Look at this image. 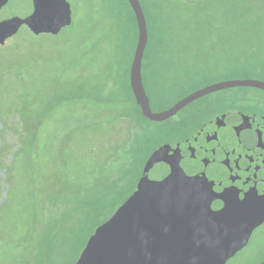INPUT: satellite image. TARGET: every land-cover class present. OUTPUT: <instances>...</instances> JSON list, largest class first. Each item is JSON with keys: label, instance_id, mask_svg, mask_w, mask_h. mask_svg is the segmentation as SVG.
Masks as SVG:
<instances>
[{"label": "rangeland", "instance_id": "rangeland-1", "mask_svg": "<svg viewBox=\"0 0 264 264\" xmlns=\"http://www.w3.org/2000/svg\"><path fill=\"white\" fill-rule=\"evenodd\" d=\"M67 1L71 7V24L55 35L36 36L21 25L23 17L34 12V0L16 2L10 19H0V35L9 36L4 41L8 43L0 49V117L19 114L24 121L22 135L25 138L21 152L15 155L11 199L0 207V264H10L7 261L10 258L15 264H23L20 262L33 252L50 262V257L57 254L56 264H71L86 236L129 194L141 160L164 137L157 134L164 126L150 123L137 114L125 90L120 96L127 104L124 103L120 112L131 116L129 124L136 121L149 131V138L145 136L140 144V147L144 143L147 146L138 154L137 163L133 154L126 155L122 151L114 159L125 155L124 159L131 162V170L110 179L106 172L100 171L105 170L108 161L114 160L112 156L121 146L112 145L102 150L92 144L96 140L90 142L85 135L76 136L67 143L63 153L66 168L75 175L71 199L65 202L70 214L55 221L57 231H31L34 222L44 218L42 210L34 203V187L41 180L32 167L38 166L42 158L44 170L50 169L51 146L58 128L69 116L81 113L84 108L77 100L61 102L62 98L69 93L87 97L89 90L98 89L114 68V59L119 60L114 69L128 68L127 47L131 46L134 27L125 0ZM193 1L194 4H187L185 0H163L164 10L156 25L148 24L144 70L154 73L150 81L158 83L161 90H168L174 84L187 81L198 69L208 70L206 81L222 79L229 75V66L236 59L247 61L253 73H264V0H214L216 4L203 10L205 0ZM112 42L116 44L115 51L110 49ZM182 87L194 88L188 84ZM236 90L219 94L208 111L196 116L194 124L225 110L227 106L222 102ZM177 94L179 92H173L164 104ZM253 96L264 97V92L253 89ZM55 102L60 104L52 107ZM195 107L181 115L190 119ZM40 120H43L41 127ZM188 128L185 124L177 135ZM263 259L264 223L226 264H258Z\"/></svg>", "mask_w": 264, "mask_h": 264}, {"label": "flooded vegetation", "instance_id": "flooded-vegetation-1", "mask_svg": "<svg viewBox=\"0 0 264 264\" xmlns=\"http://www.w3.org/2000/svg\"><path fill=\"white\" fill-rule=\"evenodd\" d=\"M185 2L189 4L191 0H185ZM6 43H8V40L0 44V49ZM148 44L149 36L141 61V79L150 109L154 113L165 111L193 91L218 81L230 79H258L264 81L263 71L247 77L228 78L225 76L222 79L215 78L206 81L205 76L208 70L198 69L195 73L189 75L187 81L179 83L180 86L174 84V87L168 90H161L158 83L150 81L154 73H146L144 70L147 60L145 51ZM135 46L136 42L130 53L131 57L127 63V69L121 71L114 69L117 68L116 63L119 60L113 58L114 68L109 70V76L98 89L89 90L87 97L81 96L82 94L77 95L74 93L72 95L69 93L68 96L62 98L61 102L73 99L79 101L84 107L81 108L83 111L69 116L64 125L58 128L51 146L50 169L47 172L44 170L45 161L42 158H40L38 166L34 165L32 167V171L37 173L41 180L40 184L34 187L36 192L34 203L42 210L44 218L40 221L37 219L31 231H57L55 221L70 214V208L66 210L65 202L71 199V190L75 182V175L66 168L63 159L67 143L75 140L76 136L85 135L90 142L96 140L92 144L98 145L102 150L112 145L121 146V148H117L112 160L114 157L118 158L119 154L125 151L124 154L126 155L133 154L137 163L138 154H141L147 146L144 143L140 147V144L145 136L149 138V131L137 124L136 121L129 124L131 116L127 112L123 114L120 112L121 107H124V103L127 104V100H123L120 96L125 90L128 91L130 102L135 106L137 114L150 123L164 126L157 133L158 136L163 135L164 137L160 138L149 154L141 160L139 173L129 194L106 220L98 223L91 233L86 236L85 242L83 241L81 249L77 252L71 264L77 263L89 238L98 229H105V227L114 225H129L140 217L145 207L152 206L151 212H155L163 204V201L171 200L170 203L174 204L184 203L200 196L204 188L216 178L218 174L216 167L223 162V157L232 153L237 146L245 144L249 140L247 138L251 135L253 129L256 130L259 126L263 127L264 125V97H254L253 89L263 92L264 90L246 86L227 88L205 94L187 103L174 114L162 120H151L144 116L141 107L136 103L129 80L130 65ZM110 49L113 48L110 46ZM182 84L192 85L194 88L185 90ZM233 89H237L236 92L228 94L226 101L222 102L227 106L224 108L225 110L215 112L210 117L194 124L198 119L196 116L202 111H208L210 105L216 102L215 99L219 94L228 92V90L233 91ZM173 92H179V94L169 103L164 104V101ZM160 102H162L161 106L158 105ZM59 104L60 102H55L52 107ZM192 106H196L194 116L187 120L181 115V112ZM238 114L248 115L244 123H241L243 117H238ZM23 122L19 114L0 117V207L4 203H8L12 196L11 178L15 155L21 152L22 139L25 140L24 135H22ZM42 122L43 120L39 121L41 123L40 127ZM238 123L243 126V130H240L241 137L234 138L228 136L229 134H221L235 129ZM185 124L189 128L177 135ZM125 125H128V127ZM90 152L93 154V149ZM124 157L118 160L114 159L112 162L108 161L105 170L100 172H106V176L110 179L129 172L131 162L124 159ZM15 252L16 250L12 251V254H15ZM37 255L36 252L29 253L26 259L20 263L36 264ZM56 255L50 257L52 262L47 258H40L41 264H56ZM7 261L10 264H15L12 258Z\"/></svg>", "mask_w": 264, "mask_h": 264}, {"label": "water", "instance_id": "water-1", "mask_svg": "<svg viewBox=\"0 0 264 264\" xmlns=\"http://www.w3.org/2000/svg\"><path fill=\"white\" fill-rule=\"evenodd\" d=\"M20 0H0V19L8 21ZM36 8L22 24L33 35L57 34L71 24L67 0H34ZM134 14L137 41L129 80L144 116L162 120L205 94L233 87L264 90L258 79H230L212 83L188 94L165 111H151L141 79V61L148 39L147 22L139 0H126ZM20 25V26H21ZM8 35H0L2 44ZM243 117L244 123L248 115ZM243 126L221 134L238 137ZM245 144L223 157L218 174L202 194L184 203L163 204L126 226L98 229L76 264H226L243 249L252 232L264 222V125L253 129ZM258 264H264V259Z\"/></svg>", "mask_w": 264, "mask_h": 264}, {"label": "trees", "instance_id": "trees-1", "mask_svg": "<svg viewBox=\"0 0 264 264\" xmlns=\"http://www.w3.org/2000/svg\"><path fill=\"white\" fill-rule=\"evenodd\" d=\"M141 7L144 11V15L146 18V22H147V27L148 24H150L151 26H155V21L158 20V16L160 17L161 14L163 13L162 9L164 10L163 7V0H139ZM222 1H226L228 2L229 0H222ZM127 7L132 15V20H133V35L131 37V46L128 45L127 47V56L129 57L127 61L130 60V53L132 52V49L134 48L135 42H136V36H137V30H136V23H135V18L134 15L132 13V10L130 9V6L128 4V2L125 0ZM188 4V3H187ZM189 4H194V1L191 0V3ZM216 4V2L214 0H205L202 10L205 9L207 6H212ZM213 7H217L213 6ZM212 11V10H211ZM166 15V12H164ZM148 30V29H147ZM124 37L122 38L123 42H124ZM126 44V42H125ZM124 44V45H125ZM110 46L113 48V51L116 50V44L114 42H112L110 44ZM125 48V47H124ZM114 53V52H113ZM117 54V52L115 53ZM248 62L247 61H243L241 59H236L235 61L232 60V64L229 66V75H227L226 77H247V76H252V74H258V73H253L254 69L252 67H248ZM111 96V94H110ZM111 99V98H110ZM38 256V260L36 261V264H41V259Z\"/></svg>", "mask_w": 264, "mask_h": 264}]
</instances>
